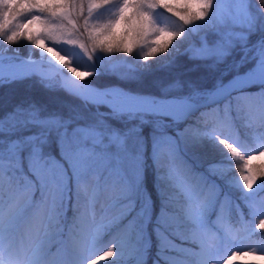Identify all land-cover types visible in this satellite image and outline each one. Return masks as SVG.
Wrapping results in <instances>:
<instances>
[{
    "label": "snow or ice",
    "instance_id": "snow-or-ice-1",
    "mask_svg": "<svg viewBox=\"0 0 264 264\" xmlns=\"http://www.w3.org/2000/svg\"><path fill=\"white\" fill-rule=\"evenodd\" d=\"M181 48L180 74L133 86ZM26 81L0 102V264H264L253 0H0V89ZM182 141L221 175L177 171Z\"/></svg>",
    "mask_w": 264,
    "mask_h": 264
},
{
    "label": "rangeland",
    "instance_id": "rangeland-1",
    "mask_svg": "<svg viewBox=\"0 0 264 264\" xmlns=\"http://www.w3.org/2000/svg\"><path fill=\"white\" fill-rule=\"evenodd\" d=\"M11 3H16V0H11ZM253 8L256 10H259L261 12H264V0H253ZM201 36L203 33L200 34ZM199 37H194V39H197ZM182 51L185 52L184 48H181ZM21 55L26 54V49H21ZM125 59H129L125 57ZM150 58L149 60H151ZM143 63V62H141ZM150 65L159 63L158 60L155 59L151 62L148 61ZM98 85H105L110 83H116L114 79H109L106 77H101L98 80L95 81ZM220 154L218 152L212 151L210 149H204V148H197L193 146L190 142H180L177 146L176 151V158L174 161L175 167L177 171L180 173L188 176L192 182L199 183L201 186H203L206 182V180L210 181L212 179H216L220 176V172L217 171L215 175H211L208 171L209 164L213 160H219ZM165 163H168L167 161ZM171 163V161H170ZM203 174V175H202ZM104 179H101V184H104ZM212 185L208 183V188L211 189ZM225 191L229 192L231 191L232 196L235 197L238 195L234 190H230L227 187H225ZM117 192V189H112L111 194L115 195ZM108 200V196L105 195L102 197V203H106ZM261 200H264V193H257V204L260 203ZM69 216H71V213H69ZM155 252V240L153 239V253ZM149 261H151V257L149 258ZM238 264H251V262L247 259H241L238 261Z\"/></svg>",
    "mask_w": 264,
    "mask_h": 264
},
{
    "label": "trees",
    "instance_id": "trees-1",
    "mask_svg": "<svg viewBox=\"0 0 264 264\" xmlns=\"http://www.w3.org/2000/svg\"><path fill=\"white\" fill-rule=\"evenodd\" d=\"M183 55L184 51L181 49L174 56H166L165 54L158 55L155 60H158L159 63L152 64L151 68L144 73V80L134 84L133 86L150 89V85L153 81L166 80L171 76L180 74L178 70L183 67ZM153 60L154 59H151L149 61L152 62ZM173 61L175 62L173 63ZM169 64H171V66H169ZM28 84L29 82L26 81L23 83L12 84L0 89V102L8 101L24 92L28 88ZM2 115L3 113L0 112V116Z\"/></svg>",
    "mask_w": 264,
    "mask_h": 264
},
{
    "label": "clouds",
    "instance_id": "clouds-1",
    "mask_svg": "<svg viewBox=\"0 0 264 264\" xmlns=\"http://www.w3.org/2000/svg\"><path fill=\"white\" fill-rule=\"evenodd\" d=\"M155 43H159V41H155Z\"/></svg>",
    "mask_w": 264,
    "mask_h": 264
}]
</instances>
